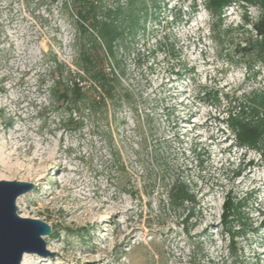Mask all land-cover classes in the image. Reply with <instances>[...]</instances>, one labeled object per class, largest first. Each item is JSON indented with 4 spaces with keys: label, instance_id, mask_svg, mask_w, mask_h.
Returning <instances> with one entry per match:
<instances>
[{
    "label": "rangeland",
    "instance_id": "374dc122",
    "mask_svg": "<svg viewBox=\"0 0 264 264\" xmlns=\"http://www.w3.org/2000/svg\"><path fill=\"white\" fill-rule=\"evenodd\" d=\"M98 1L141 19L116 49L130 101L90 111L52 94V57L75 68L93 42L73 0H0V180L35 184L18 213L52 226L56 252L29 264H264V135L239 144L230 119L264 110V66L242 50L264 6ZM179 180L196 201L173 207Z\"/></svg>",
    "mask_w": 264,
    "mask_h": 264
},
{
    "label": "trees",
    "instance_id": "16d2710c",
    "mask_svg": "<svg viewBox=\"0 0 264 264\" xmlns=\"http://www.w3.org/2000/svg\"><path fill=\"white\" fill-rule=\"evenodd\" d=\"M233 1L235 0H209L207 5L221 19L225 6ZM241 1L264 6V0ZM73 2L81 27L89 32L93 42L90 46L80 45L75 68L68 66L56 55L52 57L54 63L52 94L56 103L65 105L68 107L67 110L92 111L103 105L107 106L116 95L123 101L129 102L132 94L128 88L122 87L121 74L116 66V49L117 43L124 39L126 30L134 33L141 18L131 13L123 15L124 12L120 7L102 9L98 0H73ZM121 15L123 18L119 21ZM125 19L129 22L127 26L123 24ZM253 27L257 38L246 41L242 50L250 49L264 66V16ZM110 64L113 67L108 70ZM86 79L90 81L88 86L84 85ZM230 119L239 144L248 143L256 146V142L264 135V110H247L245 104L240 107L239 114L230 116ZM168 196L173 207H181L186 202L196 201L190 186L181 180L170 186ZM236 203L234 198L227 194L222 214L225 223L229 221L232 210L237 207ZM192 211L194 210L190 209L185 216V221L194 215Z\"/></svg>",
    "mask_w": 264,
    "mask_h": 264
},
{
    "label": "water",
    "instance_id": "95a60500",
    "mask_svg": "<svg viewBox=\"0 0 264 264\" xmlns=\"http://www.w3.org/2000/svg\"><path fill=\"white\" fill-rule=\"evenodd\" d=\"M34 188L33 182L0 180V264H22L26 253L49 258L56 253L47 249L45 238L52 226L18 213V197Z\"/></svg>",
    "mask_w": 264,
    "mask_h": 264
},
{
    "label": "bare ground",
    "instance_id": "6f19581e",
    "mask_svg": "<svg viewBox=\"0 0 264 264\" xmlns=\"http://www.w3.org/2000/svg\"><path fill=\"white\" fill-rule=\"evenodd\" d=\"M11 155V154H10ZM36 159V158H35ZM249 163L250 164H252L253 163V161H249ZM4 164V163H3ZM5 166V168L7 169V170H9V171H15L16 169H20V167H18V166H9V165H4ZM45 178V176H41L40 177V179L42 180V179H44ZM228 195H230L231 197H232V191H229L228 192ZM22 199V197H20L19 198V202H20V200ZM19 206H20V204H19ZM50 249H52V247H49ZM30 256H32V254L31 253H26L25 255H24V258H23V261H22V264H29V258H30ZM39 258L40 259H42V257H40L39 256ZM88 263V262H87ZM91 264H93V263H91Z\"/></svg>",
    "mask_w": 264,
    "mask_h": 264
}]
</instances>
